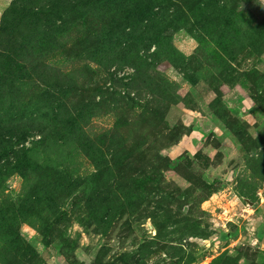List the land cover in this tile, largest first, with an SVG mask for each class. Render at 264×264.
I'll use <instances>...</instances> for the list:
<instances>
[{"label": "rangeland", "instance_id": "1", "mask_svg": "<svg viewBox=\"0 0 264 264\" xmlns=\"http://www.w3.org/2000/svg\"><path fill=\"white\" fill-rule=\"evenodd\" d=\"M0 264H264V0H0Z\"/></svg>", "mask_w": 264, "mask_h": 264}, {"label": "trees", "instance_id": "2", "mask_svg": "<svg viewBox=\"0 0 264 264\" xmlns=\"http://www.w3.org/2000/svg\"><path fill=\"white\" fill-rule=\"evenodd\" d=\"M222 236H225L224 234H222Z\"/></svg>", "mask_w": 264, "mask_h": 264}]
</instances>
